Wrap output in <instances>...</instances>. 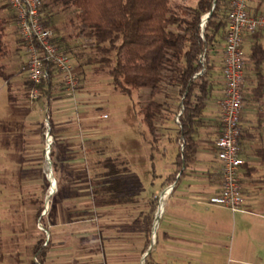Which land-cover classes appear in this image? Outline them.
I'll list each match as a JSON object with an SVG mask.
<instances>
[{"label":"rangeland","instance_id":"obj_1","mask_svg":"<svg viewBox=\"0 0 264 264\" xmlns=\"http://www.w3.org/2000/svg\"><path fill=\"white\" fill-rule=\"evenodd\" d=\"M42 1L53 9L55 17L51 21L58 24L59 32L66 34L68 42L77 43L78 48L68 47L66 52L80 70V86L69 91L53 82L55 88L50 100L44 93L38 101L28 100L26 91L32 84L26 77L25 47L7 0H0L3 9L0 17L9 22L4 27L6 36L0 66L16 77L11 91L14 103L8 102L7 86L0 78V264H33L37 245L43 242L45 246L50 240V223L55 219L51 216L59 209L57 202L66 204L68 210L61 219L69 226L78 214L72 205L79 201L130 205L131 253L139 255L135 264H145L141 255L146 218L153 217L150 234L153 253L161 193L170 187L168 177L178 175V116L174 108L165 114L160 123V140L155 143L140 114L150 99V90L133 91L131 97L116 90L107 72L89 61L101 55L85 45L86 40L77 37L74 8L70 5L66 8L59 1ZM197 2L169 0L174 12L194 8ZM112 58L115 61V55ZM164 92L157 96L159 101L166 100L165 94H169L177 103L173 87H165ZM107 159L118 169L123 192L96 198L93 188L103 182L102 174L108 170L105 168ZM131 175L136 178L138 187L130 189L128 177ZM79 177L83 179L81 182L76 180ZM79 186L87 190L82 197L74 194V188ZM53 188H56L54 193ZM96 212H84L85 219L96 222L92 223L94 231L88 236H97L103 227L107 236L115 232V237L121 238L124 222L125 233H128L126 211L124 217L122 210L114 214L106 211L101 216ZM96 218L100 220L95 221ZM259 220L251 225L249 233H241L235 226L232 245L241 253L223 259L221 264H264V221ZM247 238L251 241L246 242ZM40 263L43 264L42 259Z\"/></svg>","mask_w":264,"mask_h":264},{"label":"crops","instance_id":"obj_2","mask_svg":"<svg viewBox=\"0 0 264 264\" xmlns=\"http://www.w3.org/2000/svg\"><path fill=\"white\" fill-rule=\"evenodd\" d=\"M2 10V6H0V13ZM52 10L43 7V16L53 20L55 16ZM250 11L256 15L263 12L264 0L252 2ZM0 19L5 22L6 28L9 22L4 17H0ZM66 21L70 22L67 18ZM54 24L55 27L58 25L57 23ZM225 34L226 30L216 48L210 51V65L213 68L211 75L212 92L201 119V126L195 135L197 151L194 162L181 170L177 168V176L168 177L175 180L172 183L167 182L170 187L161 193L156 218L158 227L155 232V240H153L156 247L153 253V242L150 238V244L147 245L148 237L145 228L144 250L141 255L145 264L149 255H151L149 264H221L223 259L237 253L236 248L232 245L235 228L238 227L241 233H249L252 228L251 225H256L260 222L259 219L264 221V87L259 89V84L262 80L264 81V63L261 69L257 70L251 59L252 46L255 43L264 49L263 33L257 37L254 34L248 35L244 42L248 63L245 69L244 102L240 119L241 135L239 139L240 156L244 160V165L240 169L239 177L246 200L245 212L234 214L224 207L208 203V199L217 195L221 189V163L217 157L215 144L222 131L219 102L223 98L224 91ZM65 35L64 32H57L56 34L55 40L59 42L61 50L66 52L69 50L68 47H71L72 50L78 48L75 47L77 43L68 42ZM2 69L11 75V89L8 91L7 87V93L9 95L8 102L14 103L15 98L11 95V91L12 83L16 77L14 74L6 72L3 66ZM76 69L79 76L80 70L79 68ZM54 88L51 89V92ZM27 92L28 88L26 97ZM51 92L49 100L51 99ZM10 96L13 97V102H10ZM45 97L47 96L45 95ZM76 180L81 182L83 179L79 177ZM85 188L84 186L74 188V194L82 197L87 192ZM57 204L59 206L58 211L52 212L53 216L50 213V216L55 217V219H52L50 223L51 237L48 241V249L43 256H40L43 264H135L139 259V255H132L131 253L130 205L126 203L109 205L79 201L72 205L78 214L75 215L73 224L68 226L61 219L64 216L63 213L68 210L66 204L63 202H57ZM89 210L98 211L96 212L98 216L106 211L109 214H114L122 210L123 217L126 211L128 213L126 214L128 216V221H126L128 233H125L123 220L121 238L115 237V232L107 236L103 227L99 226L100 233L97 236L91 235L93 239L95 237L97 240H89L91 238L88 236L89 232L94 231V224L92 223H96L90 221L93 219L88 221L84 218V212ZM99 220L100 218L98 220L96 218L95 221ZM111 224L115 226V222ZM249 241L251 240L247 238L246 242ZM72 242L75 244L73 245ZM148 251L150 253L147 255ZM245 252L252 256L251 251L246 249ZM240 253L238 252L236 256H239Z\"/></svg>","mask_w":264,"mask_h":264},{"label":"trees","instance_id":"obj_3","mask_svg":"<svg viewBox=\"0 0 264 264\" xmlns=\"http://www.w3.org/2000/svg\"><path fill=\"white\" fill-rule=\"evenodd\" d=\"M58 1L66 8L70 5L75 9L77 37L86 40L85 45L95 48L101 55V58L89 61L99 64L107 72L116 90L130 97L133 91L150 90V99L140 114L155 143L160 139L163 117L176 107L180 141L176 165L181 170L192 164L197 151L195 135L212 92L210 51L216 48L227 28V16L233 0H198L194 8L180 12L171 10L169 0H54ZM43 7L50 8L48 5ZM210 13L202 28V21ZM44 20L47 27L53 30L55 40L59 32L55 22L51 18L44 17ZM4 27L5 22L0 19V59L4 49ZM55 43L60 46L56 40ZM112 55H115V61ZM202 57L205 58L203 72ZM251 59L256 69L260 70L264 63L261 45L255 43L252 46ZM0 77L9 91L11 75L5 73L1 66ZM53 84L51 74L39 86L48 99ZM167 86L173 87L176 105L169 94H165L166 100L157 99V96L165 93ZM263 87L262 80L259 89ZM9 100L13 102V97L10 96ZM106 161L105 168L108 170L102 174L103 182H98L93 188L96 198L102 194L123 192L118 169L113 161ZM174 180L168 178L167 182ZM128 182L130 189L138 187L134 176H129ZM146 219L149 246L153 217ZM48 245L49 242L46 246L43 242L38 244L35 256H43ZM150 256L146 264H149Z\"/></svg>","mask_w":264,"mask_h":264},{"label":"built area","instance_id":"obj_4","mask_svg":"<svg viewBox=\"0 0 264 264\" xmlns=\"http://www.w3.org/2000/svg\"><path fill=\"white\" fill-rule=\"evenodd\" d=\"M254 1L233 0L227 16L223 58L224 91L219 102L222 131L215 144L221 163V189L217 195L208 199L209 204L224 207L234 214L245 212L246 206L239 177L244 165L240 156L239 139L245 69L248 63L244 42L248 35L264 34V11L257 15L250 11V4ZM7 3L16 18L27 55V79L32 84L27 92L28 100L35 102L42 97L43 92L39 86L51 74L53 82L61 88L77 90L80 80L74 60L55 43L54 32L44 20L43 1L7 0ZM204 62L205 58L202 57V72L205 70ZM40 260L35 256L34 264H41Z\"/></svg>","mask_w":264,"mask_h":264},{"label":"water","instance_id":"obj_5","mask_svg":"<svg viewBox=\"0 0 264 264\" xmlns=\"http://www.w3.org/2000/svg\"><path fill=\"white\" fill-rule=\"evenodd\" d=\"M210 16H211V13L208 14V15L204 18V20L202 21V24H201L202 27L205 25L206 21L208 20V18H209ZM149 253H150V251H148L147 255H148Z\"/></svg>","mask_w":264,"mask_h":264},{"label":"bare ground","instance_id":"obj_6","mask_svg":"<svg viewBox=\"0 0 264 264\" xmlns=\"http://www.w3.org/2000/svg\"><path fill=\"white\" fill-rule=\"evenodd\" d=\"M48 151H49V148H47V152H48ZM49 172H51V170H50ZM49 180H50V182L53 183V180H52L51 178H50ZM55 189H56V188H53V193L55 192Z\"/></svg>","mask_w":264,"mask_h":264}]
</instances>
